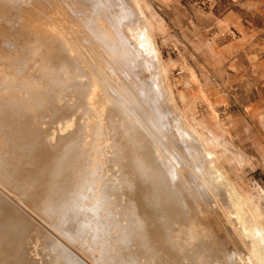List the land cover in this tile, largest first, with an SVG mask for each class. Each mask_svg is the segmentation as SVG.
<instances>
[{
  "label": "bare ground",
  "instance_id": "6f19581e",
  "mask_svg": "<svg viewBox=\"0 0 264 264\" xmlns=\"http://www.w3.org/2000/svg\"><path fill=\"white\" fill-rule=\"evenodd\" d=\"M38 1L42 0L34 2ZM44 1L47 3L48 0ZM86 3L89 16L84 25L87 31H83L82 38H77L76 33L74 36L65 35L63 39L49 28L41 31L34 23H30L26 29L21 24L22 17L10 18L13 32L0 39V181L8 185V190L25 194L35 187V175L39 174L42 178L49 175L51 178L47 187L50 186L52 191L54 183H59L62 172L66 170L64 166L71 163L78 151L83 152L81 144H78L76 131L67 130L74 124L71 118L74 109L87 105L89 108L84 111L94 112L97 107L101 110L105 107L106 127L114 157H106L102 165L105 167L109 165L105 163L110 162V170L115 168L118 175L112 178L117 179L118 185L109 184L112 182L107 175L109 168H101L100 176L98 170L92 169L85 177H72L75 182L70 194L46 203L52 217L55 216L54 227L64 223L68 215L73 225L78 218L76 211L82 205L85 207L86 220L94 223L99 239L98 243L89 244V253L96 260L101 259L103 264H235L236 252L228 250L230 245L217 247V242L204 238L199 232L203 230V224L196 222V204L198 200L203 201V193L219 190L220 193L217 194L220 203L224 202L227 206L233 202L228 209V213L233 216L228 221L231 226L227 224L229 227L233 226L231 234L233 231L236 236L241 234L250 240L248 243L251 247L256 248L254 237L259 234L260 229L254 226L253 219H250L243 207H235L240 199L236 188L229 181L223 183L220 171L207 158L211 154L204 147H201L204 155L199 154L196 146L188 143L191 135L184 131L181 124H177L175 136L179 138V152L191 163L189 169L193 181H190L182 172L180 156L176 157L172 154L173 151L169 152L166 144H163L165 141L162 142L163 135L159 129L166 125L167 120L162 118L157 124L153 120L155 116L150 106L148 109L151 110L147 109L149 112L141 108L142 103L139 102H146L145 98L142 100L139 92L132 87L133 84H128L137 77V67H140L139 71H148L146 75L150 70H157L152 68L157 62H153L155 54L151 55L152 48L143 27L145 25L140 22L142 17L140 20L138 18L142 13L139 12L140 8L130 0H88ZM109 15L114 18L112 28L107 24L103 25L106 22L96 20L97 16H105L109 22ZM102 60L107 62L111 71H108L109 75L97 76L99 73L96 65ZM152 75L150 74L151 77ZM156 78V84L154 80H150L156 91L163 93L159 76ZM142 80L136 82L142 83ZM150 84L148 83L151 87L148 92L153 90V85ZM148 85L146 82L147 87ZM147 114L150 117L152 115L150 121ZM68 119L71 123H68ZM64 130H67L66 134H58ZM95 134L94 138L100 133ZM172 135H169L170 138ZM101 136L103 135L100 134V141ZM86 144L88 145L87 142ZM172 144L174 146L173 142L170 145ZM83 181L101 192H89ZM80 183L85 187H81L79 191L78 188L82 186ZM101 195L112 204L110 207L107 205L106 215H110L107 217L108 228L99 222L98 207L94 203L97 200L100 202ZM211 197L216 199L215 194ZM76 200L77 205H72V201ZM3 202L4 198L0 194V240L22 241V234L26 231L25 221ZM217 202L214 200L215 204ZM73 210H76L75 213ZM237 222L243 223V226L236 225ZM74 229L73 227V232L76 230ZM230 235L228 237L233 244L231 248L234 249L237 244ZM83 236V240H89L88 236ZM240 242L238 243L241 245ZM52 249V264H81L70 250L60 244L53 245Z\"/></svg>",
  "mask_w": 264,
  "mask_h": 264
},
{
  "label": "rangeland",
  "instance_id": "374dc122",
  "mask_svg": "<svg viewBox=\"0 0 264 264\" xmlns=\"http://www.w3.org/2000/svg\"><path fill=\"white\" fill-rule=\"evenodd\" d=\"M34 1L0 0V39L12 34L13 27L9 22L10 18L15 16L22 17L21 24L26 29L30 23H34L39 26L41 31L49 28L51 31L54 30L57 35L60 34L63 39L65 35L74 36L76 33L77 38H82L83 33L87 31L84 25L89 16L86 7L88 0H84L85 3L83 0H48L50 3L48 1L45 3L44 0H42L43 3ZM130 2L138 6L139 12H142L138 18L140 17V20L142 17L140 22L144 23L142 25H145L143 27L148 34L152 48L151 55H156L152 57L154 58L153 62L158 64H154L152 67L156 68L158 73L150 70L154 71V74L149 71L146 75L148 71L143 68V70L141 69L143 72L139 71L140 67H137V77L132 79L133 83L128 82L130 86L133 84L132 87L136 92H141L138 95L142 100L145 98L146 102H139L142 103V105L140 104L141 108L146 112L152 109L151 112L155 116L153 120L157 124L161 122L162 118L167 120L166 125H162L159 129L163 135L162 142L165 141L163 144H166L169 152L173 151L172 154L176 157L180 156L182 172L190 181L193 179L191 169H189L191 163L179 152L181 148H179V138L175 136L177 135L176 125L181 124L184 131L191 135L188 143L196 146L195 149L197 148L196 151L199 154L204 155L203 149L211 154L207 158H210L216 165L215 168L217 167L220 171L223 183L226 184L229 181L236 188V194L240 199L235 207H243L250 219H253L254 226L260 229L259 234L254 237L256 248L251 247L248 243L250 240L241 234L236 236L234 231L231 234L233 226L229 227L231 224L228 221L233 216L228 213V209L233 202L228 203L227 206L224 205V202L220 203L217 194L220 191L218 190L209 192L211 195L215 194L216 199L209 193H203L201 197L203 201H197L198 219L196 220L198 221L196 222L203 224V230L199 232L204 238L217 242L218 244H215L217 247L230 245L228 250L236 252L235 264H263L264 0H130ZM28 3L29 5H27ZM91 4L88 5L94 9ZM104 17L98 18L97 16L96 20H102L103 23L106 22L103 25L107 24L112 28L113 16H107L110 18L109 22ZM74 31L76 32L74 33ZM96 68L99 73L97 76L109 75L108 71H111L104 60L97 64ZM150 74H153L152 77L155 79ZM157 75L161 81L163 93L157 92L154 87V84L158 83ZM148 76L149 78H147ZM141 79H147L150 82V79L154 80V84L145 80L147 85L148 83L153 85V90L148 92L151 87L148 85L149 89H147L146 82L143 80L142 83L136 82H141ZM140 84H142V88L139 86ZM142 92H145V96ZM85 100L84 104H86ZM94 105L98 106L97 103ZM149 106L151 109H148ZM86 108L88 109L89 106L84 105L74 109L71 117L74 124L67 128V130L76 131L77 141L78 144H81L83 152L78 151L77 156L71 159V163L64 166L66 170L62 172L59 183H54L53 192L50 191V186L47 187L48 180L51 178L49 175L43 176V178L39 174L35 175V187L25 194L8 190V185L0 181V194L4 198V205L15 210L16 215L20 214L26 225L22 241L18 239H14V242L0 240V264H52L50 255L53 253L52 246L55 244H60L70 250L73 257L81 264H103L101 259L96 260L89 253L91 252L89 244L98 243L99 239L94 223L86 220L84 206L81 205L77 211L75 210L78 218L74 220L76 222H73V225L68 215L64 223L55 227V216L52 217V212L46 208V203L49 200L53 201V199L70 194L75 182L72 181V177L77 176L80 179L92 169L98 170V176H100L103 168H109L107 175L112 181L109 184L118 185L117 179L114 180L118 175L115 168L110 170L112 167L110 162H106L105 165H109L105 167L102 165L106 157H114L106 127L105 107L103 110L97 107L98 109L96 108L94 112L84 111ZM161 113L164 115L162 116ZM146 116L150 121L152 115L151 117L148 114ZM69 122L71 123L70 119H68ZM61 125L64 126L63 123ZM67 130L58 132V134L64 135ZM97 132L103 135L101 136L102 141H100V134L97 135ZM94 134L97 135L95 138ZM170 134H173L171 138ZM105 139L108 145H105ZM172 142L174 146L170 145ZM85 146L87 147L85 148ZM201 147L204 148L201 149ZM51 166H53V160H51ZM83 182L87 187L88 182ZM81 185L78 188L79 191L81 187H85L83 183ZM87 188L93 194L101 192L94 186ZM203 197L205 201L209 202H205ZM99 200L100 202L98 200L94 202L98 207L99 222L108 228L107 217L110 215L106 214L108 206L110 207L112 204L102 195ZM214 200L219 203L215 204ZM77 202V200L72 201V205H77ZM207 204L211 206L208 207ZM47 218L49 219L47 220ZM236 225L243 226V223ZM73 227L76 229H74L75 232H73ZM217 229H220L221 233ZM226 232H229L228 235ZM73 233L76 234L73 236ZM83 235L88 236L89 240H83ZM229 235L238 245H235V247L237 246L234 247L235 250L231 248L232 240L228 237ZM220 238L226 239V241H221ZM239 241H241V245L238 243ZM238 255L240 257L243 255V258Z\"/></svg>",
  "mask_w": 264,
  "mask_h": 264
}]
</instances>
